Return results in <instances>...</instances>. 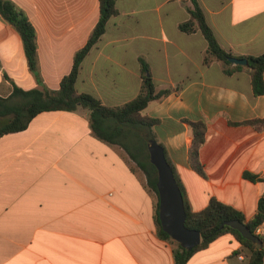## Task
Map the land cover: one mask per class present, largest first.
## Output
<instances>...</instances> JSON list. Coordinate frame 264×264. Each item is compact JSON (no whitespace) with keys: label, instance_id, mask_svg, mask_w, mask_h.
I'll list each match as a JSON object with an SVG mask.
<instances>
[{"label":"crops","instance_id":"1","mask_svg":"<svg viewBox=\"0 0 264 264\" xmlns=\"http://www.w3.org/2000/svg\"><path fill=\"white\" fill-rule=\"evenodd\" d=\"M8 1L35 30L38 78L28 69L18 32L0 18V97L9 94L10 81L24 90H57L99 19L98 1ZM114 2L117 15L83 59L76 91L108 107L131 101L140 89L139 59L148 64L156 91L179 85L142 114L159 121L153 136L189 209L198 212L216 198L251 219L264 182L244 173L264 179V95L253 94L246 70L225 75L217 61L203 65V36L178 29L189 18L188 1ZM198 3L224 50L236 58L264 53V0ZM198 121L206 126L199 151L205 178L188 156L187 123ZM172 248L157 235L146 176L124 151L93 134L86 110L43 111L24 130L0 137V264H174ZM246 263L230 234L187 262Z\"/></svg>","mask_w":264,"mask_h":264},{"label":"trees","instance_id":"2","mask_svg":"<svg viewBox=\"0 0 264 264\" xmlns=\"http://www.w3.org/2000/svg\"><path fill=\"white\" fill-rule=\"evenodd\" d=\"M97 1L99 19L93 27L85 45L75 52L71 70L61 79L57 90H49L42 85L39 88L24 90L10 81L11 89L9 94L6 97H0V137L7 133L24 130L28 123L43 111H73L77 108H82L88 113V121L93 134L106 144L124 151L126 156L134 162V166L139 168L146 176L148 190L154 197V224L156 232L160 239L173 245L172 255L174 264H187L195 252L206 249L210 243L225 234L232 235L241 245L242 249L245 250L247 254L246 264H262L264 260V248H257L251 241L244 239L238 231L222 225L226 221L237 220L245 224L248 230L255 235L256 228L264 224V197L259 199L256 213L249 220L234 207L224 204L216 198H210L202 210L192 212L187 204L184 189L173 167L167 160L165 151L164 156L172 169L176 184L183 197L186 214L184 226L189 230L199 232L201 241L198 246L188 251L181 248L162 231L158 219L157 173L154 166L149 162V155L146 149L148 140H155L152 128L159 121L143 115L142 112L150 102L160 100L172 91H178L179 85L173 89L156 91L150 76L148 64L143 59H139L140 89L138 95L131 101L121 106L108 107L102 105L91 95L76 91L75 83L83 59L104 34L108 20L117 15L114 0ZM184 1L189 2V6L186 7L189 18L180 23L178 29L185 34L199 32L203 36L207 44L203 56V65L209 66L213 61H217L225 75L246 70L250 77L253 94L255 96L264 95V53L258 56L237 57L247 60L248 64L246 67L231 64L228 58L234 57V55L224 50L218 44L205 20L198 0ZM0 18L18 32L28 69L38 78L36 33L33 26L26 16L8 0H0ZM255 122L262 123L263 121H254L248 124H254ZM187 124L190 127L192 135L188 151L189 164L196 174L205 178L203 165L199 158V151L205 142L206 126L200 121L188 122ZM160 146L162 147V145ZM244 178L253 182H264L263 178L249 173H244ZM259 238L264 242L263 238Z\"/></svg>","mask_w":264,"mask_h":264},{"label":"water","instance_id":"3","mask_svg":"<svg viewBox=\"0 0 264 264\" xmlns=\"http://www.w3.org/2000/svg\"><path fill=\"white\" fill-rule=\"evenodd\" d=\"M228 61L242 67H246L248 64L245 58L231 57L228 58ZM147 151L149 162L157 173L158 219L161 229L181 248L192 250L200 244V234L184 226L186 214L183 197L176 184L172 169L166 161L164 150L155 140L149 139ZM222 226H228L238 231L244 239L251 241L257 248H264V242L252 234L245 224L231 220L224 222Z\"/></svg>","mask_w":264,"mask_h":264},{"label":"built area","instance_id":"4","mask_svg":"<svg viewBox=\"0 0 264 264\" xmlns=\"http://www.w3.org/2000/svg\"><path fill=\"white\" fill-rule=\"evenodd\" d=\"M255 235L264 239V224L256 228Z\"/></svg>","mask_w":264,"mask_h":264}]
</instances>
